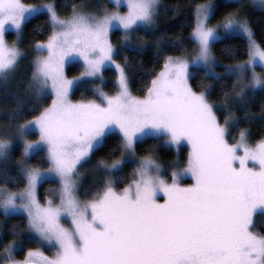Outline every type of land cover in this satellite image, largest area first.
<instances>
[{
  "label": "snow or ice",
  "instance_id": "6c2138e0",
  "mask_svg": "<svg viewBox=\"0 0 264 264\" xmlns=\"http://www.w3.org/2000/svg\"><path fill=\"white\" fill-rule=\"evenodd\" d=\"M233 4L238 5L236 11L215 27H209V21L221 5L197 4L190 36L197 46L192 60L167 57L146 95L139 98L129 89L127 62L122 66L114 59L109 34L118 27L127 46L135 32L153 25L158 0H115V10L105 8L102 15L85 14L74 6L66 19L55 4L0 0V84L6 89L25 59L18 42L10 45L6 34L14 31L19 36L26 21L46 13L51 34L34 46L38 55L27 79L33 102L30 110L52 97L51 104L32 120L24 119V103L5 115L12 130L0 132V158H6L14 142L20 141L21 163L26 164L44 144L51 166L47 172L23 167L25 188L18 193L0 188V209L5 216L27 215L29 243L57 249L51 258L39 248L30 249L17 261L14 254L22 244L16 243L14 232L13 240L0 249L4 264H264V235L253 231L255 217L264 215V138L253 146L251 133L241 129L238 139L232 137L235 143H230L238 122L227 115L221 124L209 94L197 93L189 83V68L203 67L214 80L235 76L241 81L251 71L252 87L264 89V77L255 73L257 65L264 69V47L241 14L242 0H231L224 7ZM260 5L264 9V0ZM121 7L127 12L121 14ZM241 37L247 40L248 59L228 66L220 76L214 71L212 45ZM73 58L83 62L84 70L69 80L64 68ZM108 65L115 66L116 94L108 95L96 85L98 102L72 103V89L82 82H103ZM242 94L243 89L237 93ZM20 120L24 122L13 129L12 122ZM33 130L39 131L36 142L27 139ZM115 133L119 143L109 156L118 151L120 159L111 164L98 161L95 171L103 188L82 203L76 197L78 168L90 162L95 150ZM146 138L162 140L165 147L187 143V167L172 172L171 183L163 178L151 154L140 159L130 179L121 175ZM53 174L59 178L60 204L53 206L49 200L48 207H41L37 188ZM189 174L193 183L181 186L180 177ZM121 183L125 186L117 191ZM160 193L163 203L158 202ZM66 219L71 228L63 227Z\"/></svg>",
  "mask_w": 264,
  "mask_h": 264
},
{
  "label": "trees",
  "instance_id": "16d2710c",
  "mask_svg": "<svg viewBox=\"0 0 264 264\" xmlns=\"http://www.w3.org/2000/svg\"><path fill=\"white\" fill-rule=\"evenodd\" d=\"M51 1L55 4L56 10L61 17L72 13L73 7L84 6L98 13L103 9L108 10L113 7L109 0H23L25 4H40ZM207 0H163L164 9L159 15V25L156 29H139L131 37V43L127 46L123 41V33L115 29L111 32V41L114 45L116 61L125 66L129 78V86L133 95L143 96L147 92L152 79L162 69L165 60L169 56H180L194 52L196 45L190 39L194 21V9L197 4ZM226 2L219 4L221 7L214 15V20L224 18L228 13L236 8L237 5L224 7ZM250 25L255 33V39L264 47V9L251 8L246 13ZM51 34V27L48 23V16L45 13L37 15L26 21L22 27L21 34L17 39L15 33L9 31L6 37L9 41L18 40V46L23 51L25 59L21 60L17 74L8 81L6 89L0 84V132L9 131L8 122L5 119L7 112L17 107L18 103L27 105L24 109V119L29 120L37 116L42 109L51 101V96L42 100L35 111L30 109L33 102L30 99V92L27 91V79L31 76V64L35 58L36 51L34 46L37 42L45 41ZM212 54L217 61L216 69L220 76H224V69L247 58V41L245 38H236L217 41L212 45ZM192 76L190 84L195 91H206L209 102L216 106V114L221 124L224 123L228 111L232 113L233 122H238V127L229 136L232 138L241 129H247L251 135L249 142L256 143L264 138V89L258 88L253 92H247L239 101H233V92L237 89V78H222L214 80L205 75L203 68L191 67ZM82 71L79 63H72L66 67L68 75H78ZM104 85L106 93L116 90V72L113 68H106L103 71ZM23 83V87L21 84ZM98 83L97 80L91 83H83L74 88L72 97L74 99H94L97 95L93 87ZM24 120L12 122V128L16 123H23ZM230 140H233L230 139ZM119 143L118 135L112 134L104 145L98 147L91 156L90 162L79 167L83 172V179L79 186L78 195L82 200H91L97 191L102 190L101 178L95 171V166L100 160L108 163L116 159L120 153L117 151L115 156L109 153L117 147ZM150 150L151 153H150ZM136 152L141 156L151 154L152 158L164 163L171 162L173 159L180 158L184 162L185 148L174 149L172 146H163L162 140L146 138L145 142L138 145ZM23 160L20 146H15L12 154L6 161L0 162V186L4 185L13 191L21 190L26 181L21 176V161ZM31 164L36 168H46L49 164L43 151H38L32 155ZM134 165L128 162L121 175L130 179L134 171ZM125 184L118 185L117 190L122 189ZM58 183L49 180L38 188V196L41 201L45 199L57 200ZM258 232L264 233V217L258 218L254 227ZM27 219L24 215L5 216L0 211V249L13 240V233L17 234L16 243L22 244L15 252L17 259L23 258L30 249L39 247L36 243H29L25 238L29 235ZM45 251L48 254L54 249ZM2 258H0V262Z\"/></svg>",
  "mask_w": 264,
  "mask_h": 264
},
{
  "label": "rangeland",
  "instance_id": "374dc122",
  "mask_svg": "<svg viewBox=\"0 0 264 264\" xmlns=\"http://www.w3.org/2000/svg\"><path fill=\"white\" fill-rule=\"evenodd\" d=\"M111 3H112V5H113V7L111 8V9H109V12H111V11H114L115 10V0H109ZM209 2H211V3H214V4H222V3H226V2H231V0H207V1H205V2H203V3H201V4H206V3H209ZM123 3H126V0H123ZM158 3H159V7H158V10H157V12H156V14H155V18H154V23H153V25L150 27V28H148V29H156V28H158V26H160L159 25V15H160V13L163 11V9H164V4H163V0H158ZM242 3H243V7H242V9H241V14L242 15H244V16H246V13H247V11H249L251 8H261V5H260V0H242ZM44 4H52V2L51 1H46V2H44V3H40V4H26V5H33V6H40V5H44ZM237 7H238V5L236 6V8L235 9H233L230 13H232V12H235L236 11V9H237ZM77 10L78 11H81V12H84L85 14H90V15H102L103 14V12H101V13H98V12H96V11H94V10H91V9H88V8H86V7H84V6H79V7H77ZM120 11H121V14H124V13H126L127 12V8L126 7H121L120 8ZM46 14V13H45ZM229 14V13H228ZM227 14V15H228ZM47 15V14H46ZM71 15H72V13L70 14V15H68V16H65V17H61V18H70L71 17ZM224 20V18H222V19H219V20H214V18H212L210 21H209V27H215L218 23H221L222 21ZM115 29H118V30H120L118 27L117 28H114L113 30H115ZM112 30V31H113ZM111 31V32H112ZM121 32H122V30H120ZM11 32H13V33H15L14 31H11ZM111 32H110V34H109V41H110V43L112 44V46H113V48H114V45H113V43H112V41H111ZM222 34V33H221ZM16 35V34H15ZM16 37H17V39L19 38V36H17L16 35ZM15 40V41H17L18 42V40ZM6 40H7V42L11 45L13 42L12 41H9L8 39H7V37H6ZM47 40V39H46ZM45 40V41H46ZM245 40H246V38H245ZM247 41V40H246ZM44 42V41H43ZM125 43V42H124ZM130 43H131V40H130ZM17 46H18V44H17ZM19 47V46H18ZM20 49V48H19ZM115 49V48H114ZM197 50V46L195 47V49H194V52H192V53H190V54H185V55H180V56H171V57H173V58H176V57H179V58H182V59H187L189 62L192 60V58H193V55H194V53H195V51ZM20 51L23 53V51L20 49ZM24 55V54H23ZM37 53H36V55H35V58L37 57ZM212 57H213V59H214V61H215V63H216V65H217V61L215 60V58H214V56H213V54H212ZM34 58V59H35ZM33 59V60H34ZM114 59H115V57H114ZM248 59V56H247V58L245 59V60H247ZM115 61H116V59H115ZM72 63H79L81 66H82V71L84 70V66H83V62L79 59V58H73L71 61H69L66 65H65V68H64V72H65V76H66V78L67 79H69V80H72L73 78H75V77H78L80 74H78V75H68L67 73H66V67L69 65V64H72ZM116 63H118L117 61H116ZM119 64V63H118ZM228 67V66H227ZM106 68H113L114 70H115V66L114 65H108V66H106L104 69H106ZM201 68H203V67H201ZM204 69V68H203ZM163 70V67H162V69L160 70V72ZM205 70V69H204ZM81 71V72H82ZM104 71V70H103ZM189 71L191 72L192 70H191V67L189 68ZM206 71V70H205ZM214 71L218 74L219 72L217 71V69H216V66H215V68H214ZM116 72V71H115ZM159 72V73H160ZM158 73V74H159ZM255 73L258 75V76H262V77H264V69H262L259 65H257L256 66V68H255ZM157 74V75H158ZM102 75H103V73H102ZM117 75V74H116ZM156 75V76H157ZM116 79H117V76H116ZM97 81H98V83H97V85H100L102 88H103V85H104V75H103V82H101V80L100 79H96ZM189 83H190V79H189ZM83 84V82L82 83H80L79 85H82ZM78 85V86H79ZM115 85H116V81H115ZM77 87V86H76ZM75 88V87H74ZM74 88L72 89V91L70 92V95H69V99L71 100V102L72 103H87V102H89V101H97L98 102V100H99V98H98V96H97V98H94V99H80V100H77V99H74L73 97H72V92H73V90H74ZM94 88H95V86L93 87V90H94ZM237 89L233 92V96H232V99H233V101H239L238 99L239 98H243V96H244V94L245 93H247V92H253L254 90H256V89H258V88H253L252 87V72L251 71H249L247 74H246V78H244V79H242L241 81H237V87H236ZM104 89V88H103ZM129 89H130V86H129ZM241 89H243V94L242 95H237V93H240V91H241ZM194 90V89H193ZM118 91V88L116 87V90L114 91V92H112V93H107L108 95H115L116 94V92ZM131 91V90H130ZM195 91V90H194ZM105 92V91H104ZM197 93H199V92H201V91H196ZM106 93V92H105ZM132 93V92H131ZM133 95V94H132ZM146 95V93L143 95V96H138L139 98H143L144 96ZM135 96V95H134ZM137 97V96H136ZM51 101H52V97H51ZM51 101H50V103L47 105V106H45V107H48L50 104H51ZM43 110V109H42ZM39 115V114H38ZM227 115H230L231 117H232V113H230L229 111H228V114ZM34 118V117H33ZM33 118H31V119H29V120H32ZM233 120V119H232ZM9 131H11V130H9ZM240 131V130H239ZM239 131L236 133V134H234V135H236L235 137L238 139V136H239ZM117 135H118V133H116ZM27 139L30 141V142H36V141H38L39 139H40V135H39V131L38 130H33V132H32V134L31 135H29L28 137H27ZM230 139H232V138H229V142L230 143H235V140L233 139V140H230ZM250 144H252L253 146L257 143H251V142H249ZM14 144H15V146H20L21 147V150L23 151V144H22V142H20V141H15L14 142ZM14 146V147H15ZM184 147L185 148V155H186V158H185V160H184V162H182L181 161V159L179 158L178 159V157L177 158H175V159H173L171 162H168V163H164V162H161V161H159V160H156V159H154L159 165H160V168L162 169V173H163V178L168 182V183H171V177H172V172H182V170L184 169V168H186L187 167V160H188V154H189V151H190V149H189V147H188V145H187V143L185 142V143H182L179 147H174V146H172L174 149H179L180 147ZM14 147H13V149L9 152V154H8V156L6 157V158H0V162H3V161H6V159L12 154V152H13V150H14ZM38 151H43L44 153H45V155H46V158H47V160H48V162H49V153H48V148H47V145H44V144H42L41 146H40V148H39V150H37L36 152H38ZM36 152H34V153H32L28 158H27V163L26 164H22L21 163V169L23 168V167H31V168H35V169H39L41 172H47L48 171V169L50 168V163L48 164V166L46 167V168H36V167H34L32 164H31V162H30V160H31V157H32V155H34ZM144 156H141V155H139L137 152H136V155H135V157L133 158V157H129V162L130 163H132L133 165H134V168H136L137 167V165L139 164V161H140V159L141 158H143ZM24 159V158H23ZM116 159H120V155L116 158ZM109 164H111V162L109 163ZM250 166H251V164H250ZM75 179H76V184H77V188H76V197H77V199L79 200V201H81L82 203L83 202H86V201H88V200H82L80 197H79V195H78V190H79V186H80V184H81V181H82V179H83V172L80 170V168H78V172H77V176L75 177ZM50 180H55V181H57V183H58V186H59V189H58V197H57V200H53V199H50V198H48V199H45L44 201H41L40 199H39V196H38V188H39V186H38V188H37V193H36V195H37V199H38V202H39V204L41 205V207H48V201L49 200H51L52 202H53V206H58L59 204H60V199H59V193H60V183H59V178L58 177H56L55 176V174H53V176H52V178L50 179ZM179 182L181 183V186H184V187H187V186H190L192 183H193V180H192V178H191V176H190V174L189 175H182L181 177H180V180H179ZM26 186V185H25ZM25 186L21 189V190H18V191H13V190H10V189H8L6 186H4V185H2V186H0V188H6L8 191H10V192H20V191H22L24 188H25ZM117 191H119V190H117ZM158 202L159 203H163L164 202V197H163V193H160V196H159V200H158ZM0 211L3 213V210L2 209H0ZM21 215H24L25 217H26V219H27V223H28V218H27V215L26 214H21ZM264 217V215H257L256 217H255V222H256V220L258 219V218H263ZM63 227H65V228H71V221H70V219H66L65 220V222L63 223ZM253 231L254 232H257V233H259V234H261V235H264V233H260V232H258L255 228L253 229ZM39 248V250L40 251H42L43 253H44V255H46V256H48L49 258H51V257H53L54 255H55V253H56V251H57V249L55 248V247H52L53 249H54V251H52L51 252V247H49V246H47V245H45V246H39V247H37V248H34V249H31V250H36V249H38ZM45 249L46 250H50V252L52 253V254H48L46 251H45ZM29 251V250H28ZM27 251V252H28ZM26 252V253H27ZM26 255V254H25ZM0 258H2V261L0 262V264H4V260H3V257L2 256H0ZM25 258V256L23 257V258H20V259H17V258H15V256H14V259H16L17 261H22L23 259Z\"/></svg>",
  "mask_w": 264,
  "mask_h": 264
}]
</instances>
